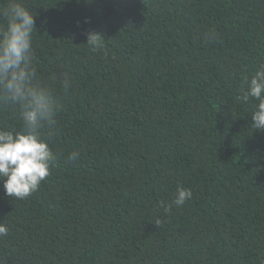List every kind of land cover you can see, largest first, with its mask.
<instances>
[{
	"label": "trees",
	"instance_id": "trees-1",
	"mask_svg": "<svg viewBox=\"0 0 264 264\" xmlns=\"http://www.w3.org/2000/svg\"><path fill=\"white\" fill-rule=\"evenodd\" d=\"M23 3L40 78L71 85L42 130L51 174L24 199L0 181V264H264V131L238 100L264 64V0ZM22 127L0 103V128Z\"/></svg>",
	"mask_w": 264,
	"mask_h": 264
},
{
	"label": "clouds",
	"instance_id": "clouds-1",
	"mask_svg": "<svg viewBox=\"0 0 264 264\" xmlns=\"http://www.w3.org/2000/svg\"><path fill=\"white\" fill-rule=\"evenodd\" d=\"M0 16L3 17L0 23V103L17 105L23 121L22 131L0 128V181L9 197L24 199L39 190L55 166V153L42 130L56 125L60 105L54 85L58 82L67 90L71 81L68 73L53 76L51 84L40 78L33 48L36 15L23 0H8L0 9ZM100 36L94 33L88 36L87 45L93 51L103 48ZM244 85L238 100L245 104L252 99L258 102L251 115L252 127L264 131V64L250 79L245 78ZM78 157L79 153L73 152L68 159L75 161ZM192 196L190 188L178 187L172 203L181 207ZM164 211L170 212L171 207L164 206ZM8 233V227L0 223V237Z\"/></svg>",
	"mask_w": 264,
	"mask_h": 264
}]
</instances>
